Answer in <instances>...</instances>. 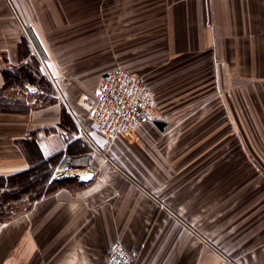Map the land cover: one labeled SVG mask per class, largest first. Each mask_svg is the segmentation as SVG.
I'll use <instances>...</instances> for the list:
<instances>
[{
    "label": "crops",
    "instance_id": "1",
    "mask_svg": "<svg viewBox=\"0 0 264 264\" xmlns=\"http://www.w3.org/2000/svg\"><path fill=\"white\" fill-rule=\"evenodd\" d=\"M163 9L166 30L153 41L166 42L168 75L183 69V79L169 82L174 94H152L150 118L111 140L89 112L101 74L122 65L60 70L41 37L38 51L15 22L0 25V176L51 166L53 186L0 222V264H104L114 244L133 249L134 264H224L229 247L232 264H264V192L233 206L225 245L224 195L215 190L209 205L201 175L228 150L236 165L242 152L247 168H264V107L241 113L239 95L264 106V0H166ZM142 67L124 68L163 86L160 70ZM177 97L183 111H167ZM181 134L191 139L177 147ZM210 216L215 243L202 234Z\"/></svg>",
    "mask_w": 264,
    "mask_h": 264
},
{
    "label": "rangeland",
    "instance_id": "2",
    "mask_svg": "<svg viewBox=\"0 0 264 264\" xmlns=\"http://www.w3.org/2000/svg\"><path fill=\"white\" fill-rule=\"evenodd\" d=\"M165 2L166 0H0V25H6L7 20H11L33 39L34 34L41 37L47 51L45 59L60 70L85 75L91 70L98 72L117 64L129 68L143 66L144 70L150 72L160 70V74L163 73V86L160 87L158 81L149 80V88L152 94L163 92L167 95L168 92L174 94L177 91L173 86L168 88V84L182 80L183 69L178 74L176 71V75H168L167 57L160 50L166 46V42L153 41L156 31L161 34L166 30L163 9ZM33 43L39 51L37 40L34 39ZM153 44L157 46L155 49H151ZM242 90L239 91L242 100L240 112L253 117V113L261 112L264 106L246 104ZM181 97H177L178 100H182ZM183 101L166 104L164 107L167 111L170 108L171 112L176 108V112L181 113L185 106ZM254 119H250V123L263 130L262 123L257 117ZM189 139L191 137L181 134L176 146L189 144ZM236 155L228 150L223 154L227 159L208 163V167L201 172L202 176L206 175L211 180L209 205L215 202V190L224 195V216L220 219L218 217V221H223V238L225 245L229 246L230 228L235 214L233 206L239 203L243 207L248 202L254 205L256 196L264 192V168H247V162L243 160L248 155L242 152L239 154V168L236 165ZM195 171L200 172V169ZM250 178H255V181H250ZM51 187L53 186H44L43 191ZM235 192L239 194L238 198L233 197ZM190 219L192 227L198 230L200 227L195 221H199V217ZM215 219V216L208 217L206 228L202 232L213 243L216 237ZM222 251L226 257L224 264H232L230 247Z\"/></svg>",
    "mask_w": 264,
    "mask_h": 264
},
{
    "label": "built area",
    "instance_id": "3",
    "mask_svg": "<svg viewBox=\"0 0 264 264\" xmlns=\"http://www.w3.org/2000/svg\"><path fill=\"white\" fill-rule=\"evenodd\" d=\"M93 95L89 116L100 134L109 140L149 119L154 105L143 78L123 66L103 72ZM134 252L114 244L107 250L104 264H134Z\"/></svg>",
    "mask_w": 264,
    "mask_h": 264
},
{
    "label": "trees",
    "instance_id": "4",
    "mask_svg": "<svg viewBox=\"0 0 264 264\" xmlns=\"http://www.w3.org/2000/svg\"><path fill=\"white\" fill-rule=\"evenodd\" d=\"M47 167V166H46ZM50 169L0 176V222L28 209L42 192Z\"/></svg>",
    "mask_w": 264,
    "mask_h": 264
},
{
    "label": "snow or ice",
    "instance_id": "5",
    "mask_svg": "<svg viewBox=\"0 0 264 264\" xmlns=\"http://www.w3.org/2000/svg\"><path fill=\"white\" fill-rule=\"evenodd\" d=\"M89 179L91 178V177H88Z\"/></svg>",
    "mask_w": 264,
    "mask_h": 264
}]
</instances>
